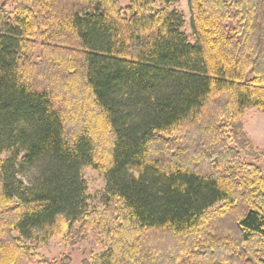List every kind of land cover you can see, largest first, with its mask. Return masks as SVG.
I'll return each instance as SVG.
<instances>
[{"label":"trees","instance_id":"trees-1","mask_svg":"<svg viewBox=\"0 0 264 264\" xmlns=\"http://www.w3.org/2000/svg\"><path fill=\"white\" fill-rule=\"evenodd\" d=\"M155 1L0 0V264H55L24 240L59 215L80 264H264V0H190L192 40Z\"/></svg>","mask_w":264,"mask_h":264},{"label":"rangeland","instance_id":"rangeland-1","mask_svg":"<svg viewBox=\"0 0 264 264\" xmlns=\"http://www.w3.org/2000/svg\"><path fill=\"white\" fill-rule=\"evenodd\" d=\"M124 4L126 0H119ZM165 7L168 10H176L183 15L182 31L192 40V15L190 0H175L174 2L164 6L159 0L155 1V7ZM10 9V8H8ZM242 126L250 140V155L244 153L243 158L246 161L257 162L264 173V157L255 160L258 153L264 152V111L254 107H248L242 115ZM8 156V153L0 154V162ZM82 175L87 186V202L88 207L92 208L96 205H103L105 176L92 166L87 165L82 169ZM67 222L62 215H59L51 224L42 230H38L31 240H24L32 246L35 252L41 254L45 258L51 260L55 264H59L62 256L67 254L72 264H80L83 259L89 257L91 252H97L99 249L95 246L93 236L88 237L75 247H68L61 242V236L65 230Z\"/></svg>","mask_w":264,"mask_h":264}]
</instances>
